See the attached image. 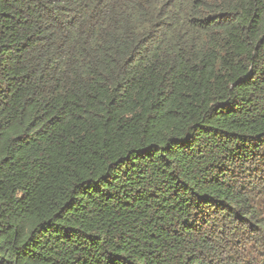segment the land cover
<instances>
[{
  "label": "trees",
  "instance_id": "obj_1",
  "mask_svg": "<svg viewBox=\"0 0 264 264\" xmlns=\"http://www.w3.org/2000/svg\"><path fill=\"white\" fill-rule=\"evenodd\" d=\"M0 264H264V0H0Z\"/></svg>",
  "mask_w": 264,
  "mask_h": 264
}]
</instances>
